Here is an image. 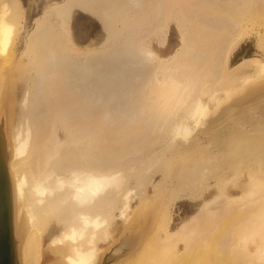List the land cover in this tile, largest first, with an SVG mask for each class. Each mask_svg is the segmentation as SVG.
<instances>
[{"label":"bare ground","instance_id":"bare-ground-1","mask_svg":"<svg viewBox=\"0 0 264 264\" xmlns=\"http://www.w3.org/2000/svg\"><path fill=\"white\" fill-rule=\"evenodd\" d=\"M52 1L47 0L17 52L24 12L19 0H0V264L99 263L96 244L115 210L128 217L133 188L123 183L121 169L85 165L76 158L84 157L88 143L113 147L116 135L90 131L82 112L103 113L104 99L112 93L120 97V89L143 94L144 105L153 109L146 114L157 124L136 154L148 158L157 146H165V153L180 151L172 156L181 163L195 160L188 163V174L176 176L177 188L163 194L140 246L122 260L115 253L116 264H264V0ZM75 12L97 21L110 36L107 48L106 43L93 50L75 44L69 27ZM171 24L188 43L162 59L159 50L167 47ZM117 29L123 33L121 44ZM250 36L260 59L249 57L229 67L236 48ZM109 48L116 53L109 56L108 74L120 83L106 88L100 65ZM17 94L23 112L19 119L14 116ZM63 105L69 119L58 111ZM59 130L67 145L61 147L64 158H58L68 163L64 167L51 165L62 153L60 143L55 144ZM234 156L249 181L224 196L220 191L235 171L222 177L221 169ZM239 179L229 185H238ZM212 180L218 184L205 188ZM182 190L195 201L203 197L200 213L184 231L169 234L170 206ZM52 220L60 223L62 235L44 252L40 232ZM177 239L183 242L181 251ZM250 242H257L255 252Z\"/></svg>","mask_w":264,"mask_h":264},{"label":"rangeland","instance_id":"rangeland-1","mask_svg":"<svg viewBox=\"0 0 264 264\" xmlns=\"http://www.w3.org/2000/svg\"><path fill=\"white\" fill-rule=\"evenodd\" d=\"M58 1L59 0H53L52 3H54V4H52V5H55L56 3H58ZM19 2H20V7L22 8V10L24 12V18H22V29L20 31L21 35L19 36L20 42L18 43V46L16 45L17 46V48H16L17 52L19 50L21 51V48H22L21 45L23 43L22 41H25L27 35L31 32L34 19L39 17L45 11L44 9L46 7L47 0H19ZM69 27H70V32H71V35L73 37L75 44L77 46H79L80 48L87 47V49L93 50V49H96L97 47H100V44L106 43V45L104 46L105 48H107L106 46H107V44H109L107 42V40L110 38V36L108 34H106V32L103 31V29L97 23V21H95V19H93V18H91L85 14H82L79 12L73 13V16H72L70 23H69ZM114 30H116V29H114ZM117 30L119 33L116 34L117 35L116 42L118 40V42L121 44V39L123 37V33L121 32L122 30L121 31H120V29H117ZM17 41H19V38ZM187 41L188 40H186L179 33L178 28L174 24H171L168 27L167 47L165 48V50H161V49L159 50V48L156 45H154V46H155L156 50H159L161 52L160 53L158 51L161 54L162 59H169V58H171V56L174 55L176 50H179V49L183 48L184 46H186L188 43ZM109 42L111 43L110 40H109ZM116 45L118 46L119 44L116 43ZM102 48H103V46H102ZM16 49H15V51H16ZM111 49L109 48L108 50L107 49L105 50V51H107L106 52L107 54L104 56H106L108 61L106 60V58H104L103 62L100 65V67L103 71V74L105 75L103 77L106 79V88L110 87V86H116V84H118V82H119V80H117L118 82L116 81V79L112 76V74H110V75L108 74L109 72H112L111 65H109V63H110L109 59L111 57H109V56L111 55V53L112 54L116 53V50H114V49L111 50ZM235 52H236V54L234 56L235 59L229 63V67H231V68L239 65L242 62V60L247 59L249 57L254 56V57H258V59H260V57H259L260 55H259V53H257L258 49L256 46V40H255V37H253V36H250L246 40V42L243 43L240 47L238 46L236 48ZM94 64L95 63L90 62L88 64V66L89 67L92 66L91 68H93V67H95ZM6 66L9 67L10 66L9 63H7ZM229 67H227V70L229 69ZM121 69L125 70V68H123V67ZM121 76L123 77L124 75L122 74ZM123 83H125V82H123ZM7 84H8V89H9L10 85H9V83H7ZM93 88H94V86H93ZM120 90L118 91V93L121 94L120 97L117 95L113 96V93H112V95L110 97H108L107 99L105 98L106 100L104 99V101L101 105V106H103L102 108H103L104 114L100 112L99 114H92L91 113L92 114L91 116H90V113H89V115H87V113H88L87 111L90 110L88 108H87L88 110L85 109L82 112V117L84 120H85V118L88 117V119H86V122L89 121V123H86V125L90 129V131H92L93 133L99 132L100 134L98 136H109V135L115 136L116 135L115 138H117L116 140L120 141L119 144L116 145V140H115V142L113 144H111L113 147L110 150H108L106 148L105 149H99V147H97V145H96V142L93 141L94 143H91V145L93 144V145H95V147H91L90 143H88L87 150L82 155L84 157L82 158L81 155H79V156L77 155L78 157L76 158L79 160H80V158H81V160L83 159V162L85 163V165L98 163L102 166L116 167L117 169L118 168L121 169L122 173L124 175L123 183L125 184V183H127L126 181H128V187L131 186V188H133L132 193L130 194V197H129L130 198L129 199L130 206L127 209L128 217L127 216L125 217L127 220L124 219L123 216L122 217L120 216L119 210H115L114 215L109 220V226L105 230V233H104L105 236L103 238H101V240H99L96 244V246H99V250H98V252H99V257H98L99 263L98 264H116L117 263L116 258H113V257H116V254L120 253L119 259L122 260V258H124V256L126 257V255L129 254V252H132V250L135 249L134 246H136V247L140 246L141 241L143 239L142 237H144V234L146 235L149 232L148 231L149 228L151 229V227H150L151 223L150 222H152V219L154 220L153 217H155L154 214L156 212L155 207L157 206V204H159V201L162 200L163 194L165 193L166 190H172V189L177 188L178 183L176 181V179H177L176 176H178L180 174L184 175V173L188 174V172H187L188 166L189 165L191 166V164H188V163L191 162L192 164H194V160H195V158H193V159L191 158L192 161L189 159L190 161L188 160L189 162L187 163V159H186V161L184 160L185 163H183V162L181 163V161H183L182 159L179 158V160H178L172 156L173 154H179L180 151L178 152V150H172V152H173L172 154L170 152L165 153V150H164L165 146H163L164 152H163L162 148L158 149L159 146H157L156 147L157 150H155L154 153L152 154V156H150L148 158L143 157V155H144L143 153L136 154L137 150H140V148L142 147L144 141L146 143V141L153 136V134L155 133L154 132L155 129H157V124L152 119H150L149 113H148V115L146 114L148 109H149V111H152L153 109L149 104H148V106L144 105V102L142 100H146V98H144L142 96L143 94L133 96L134 90L122 89L121 91L123 93ZM250 90L252 91V89H249V91ZM115 94H116V89H115ZM14 96H16V95H14ZM236 97H239V95ZM14 98H15V102H16L15 103L16 105L14 108V110H15L14 116L16 119H19L18 117H20V115H23L22 109L20 107V103H21L20 102L21 101L20 100L21 99L20 94H17V98L16 97H14ZM116 98H117V101H116ZM147 99H148V97H147ZM18 101H19V104H18ZM47 101H51V100H47ZM106 102H108V103H106ZM261 102H262V100H261ZM103 104H105V105H103ZM63 106L64 107H62L58 111H59L60 115H62V117L69 119L70 116H69L68 106H66V105H63ZM53 107H55V106H53ZM107 109H108V111H107ZM20 110H21V112H20ZM64 118H62V121H65V120H63ZM92 118H94V119H92ZM97 118H99V119H97ZM74 128L75 127L73 126V122H72L71 123V132L75 136L76 130ZM95 128H97V129L94 130ZM62 133H64V132L62 130H59V136H58L57 141L55 142V144L60 143V144H57V145H60L59 146L60 148L62 146L66 145V144H64L65 139L60 141L61 138L63 137ZM86 136L87 135L80 136V139H79L80 142L84 141L85 139H83V138ZM62 144H64V145H62ZM72 145H77V147L79 146V144H76V143L75 144L72 143ZM65 147H64V149H65ZM113 148H114V150H113ZM115 148H116V150H115ZM64 149L61 148L62 153H59V156L57 158H53L52 159L53 162L56 161L55 159H58L59 157L64 158V155H63ZM176 149H177V147H176ZM201 155L202 154L197 155V156L200 157ZM199 157H196V158H199ZM261 157H262V159H264V150H262ZM235 158H236V156H234V158L232 159L233 161L231 162V164L230 163L227 164L226 160H225V163H226L225 165L227 168H224L225 167V165H224L221 169V170H223V176L222 177H225V176L228 177V175L231 176V174L233 175L235 173L234 176H232V178H230L231 180L225 184L226 186L224 185L222 187L223 189L227 187L226 191H224L223 189L220 191V194H222L224 196H226L225 193L228 190L229 191L230 190L236 191L237 189L241 190L239 184L244 185L249 181V175L246 171H244L245 167L241 168L240 166H237ZM60 160L61 161H59V159H58V161H56V163H53L51 161L52 162L51 165L57 164L58 166L61 165L60 167H62V166L64 167V166L68 165V163L65 162L63 159H60ZM57 162H60V163H57ZM141 162L143 163L142 167L140 166ZM249 162L252 163L251 161H249ZM154 164H156V165L153 167L152 165H154ZM55 165H54V168H56ZM228 165H229V167H228ZM230 165H232L233 167H230ZM145 166L148 168L152 167V169L149 168L150 169V170L148 169L149 173L141 176V174L144 173L143 170H144ZM133 167H136V168L134 169ZM224 171L226 173H224ZM238 172L240 175H238ZM240 172H242V173H240ZM236 177H237V179L241 178L238 180V185L232 184L230 186L229 183H233L234 179H236ZM212 182H213V184H212ZM212 182L211 181H209V183L206 182L207 184L205 183V188L208 186L209 187L208 189H210V188L212 189L216 184H218V183H216L215 180H212ZM177 194H179V193L177 192ZM187 194L188 193L186 190L185 191L182 190L180 199H177L174 202H172V205L170 206L171 207L170 208L171 222H170L168 229L171 232L169 234H177L180 231H184L187 228V226L190 225L189 220L191 218H193L196 214L200 213L199 209H198V204H200L202 202L201 199L203 197L201 196L200 199H197V201H195L196 199H194L193 197L190 198L191 196H189ZM118 197L119 196H117V198ZM117 198H116V204L119 207H121L122 198L121 197H119L118 199ZM134 218H136V222H134ZM133 222L135 224H133ZM139 223H140V225H138ZM60 226H61L60 223H58L56 220H52V222L46 227V229L44 231L40 232L41 249L44 252L46 249H48L50 247V245H52V241L61 237L62 230H61ZM146 231H148V232L145 233ZM179 237L180 236H178V238ZM177 244H178V249L181 251L184 247L183 242L179 241V243H177ZM250 244H251V242L248 245V246H251L250 251L255 252L256 248H253V246H257V242H255V244H254V242L251 245ZM119 246L127 247V249L125 248V250H127V251H123L122 253L119 252L118 248H121ZM132 247H134V248H132ZM128 249H129V251H128ZM114 254H115V256H113Z\"/></svg>","mask_w":264,"mask_h":264}]
</instances>
